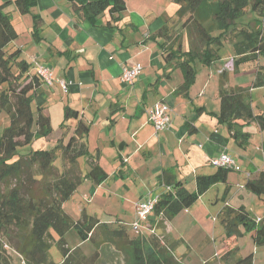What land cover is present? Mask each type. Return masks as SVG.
<instances>
[{
    "label": "crops",
    "instance_id": "0c3cea01",
    "mask_svg": "<svg viewBox=\"0 0 264 264\" xmlns=\"http://www.w3.org/2000/svg\"><path fill=\"white\" fill-rule=\"evenodd\" d=\"M135 1L126 0L127 8L120 14L105 11L96 23L80 19L69 0H38L31 12L19 16L22 31L27 30L29 41H20L18 37L10 45L21 47L23 57L31 62L37 59L52 66L56 77L66 79L69 84L67 94L59 82L51 88L44 86L47 88L46 112L53 120L56 108L62 118L67 105L79 110V118L62 119L56 136L53 127L52 133L45 137L43 148L53 147L60 138L67 143L76 134L79 121L89 125L85 139L91 154L79 159L84 178L72 196V212L67 206L72 198L65 202V209L77 219L84 210L99 218L106 214L107 207L118 205L125 213L115 211L113 214L127 216L119 222L128 224L134 219L136 201L150 192L156 194L164 190L162 175L165 169L170 170L169 179L181 181L188 189L195 190L198 174L217 170L210 164V158L228 150L236 158L239 169L230 170L227 181L219 182L225 184L220 197L224 205L214 217L219 219L220 211L228 204L245 206L256 219L264 220V198L242 186L264 170V128L255 120L239 119L238 130L251 133L248 143L240 145L227 125L219 122L217 115L221 110L220 73L224 68L230 71L229 85L248 88L255 113L264 112V87L252 86L256 68L253 63H245L234 72L228 65L233 57L221 50V59L227 56L228 62L205 65L198 72L188 96L176 93L183 82V72L166 64L159 34L164 27L179 32L178 4L174 0H138L141 1L139 6L133 4ZM164 1L167 7L162 12L152 6H159ZM35 14L42 17L38 35L34 34ZM15 27L19 35L22 34L18 26ZM183 33L185 35V30ZM263 58L261 63H264ZM132 62L141 63L143 69L134 85L128 86L121 79L122 69L125 63ZM162 99L172 108V123L169 129L159 133L151 123L147 109ZM44 100L41 96L36 102ZM59 157L63 159L61 153ZM92 159L109 174L98 185L85 177ZM212 187L189 208L166 221L162 228H157L166 242L174 245L175 252L188 238L184 236L181 241L177 236L180 241L176 240L172 224L180 215L183 217L182 213L197 206ZM86 197H90L91 207L86 205ZM95 201L102 207H95ZM193 214V223H198L199 219L208 220L210 215L204 205L197 207ZM150 219L151 223L157 217L152 214ZM99 220L100 223H113L111 219ZM255 244L254 241L250 246L253 251L240 248V254L245 256L257 251L262 258L264 246L255 247ZM223 246L224 237L221 245L215 248V254L220 253ZM205 263L211 264L207 259H204Z\"/></svg>",
    "mask_w": 264,
    "mask_h": 264
},
{
    "label": "trees",
    "instance_id": "16d2710c",
    "mask_svg": "<svg viewBox=\"0 0 264 264\" xmlns=\"http://www.w3.org/2000/svg\"><path fill=\"white\" fill-rule=\"evenodd\" d=\"M69 1L80 19L92 23H96L107 10L120 14L127 8L126 0ZM174 1L178 4L177 15L181 20L179 32L164 27L159 36L162 37L166 64L170 63L183 72V82L176 93L188 96L196 82L199 70L196 64H213L222 58L223 48L233 55L234 72L252 61L256 68L252 86L264 87V63L260 62L264 57V0ZM13 2L24 14L31 12L38 0L0 2V112L10 117L9 125L0 135V264H12L11 248L22 256L24 264H101V248L105 249L110 242L118 244L125 252L126 264H187L176 255L174 245L160 236L157 228L189 208L213 185L226 182L230 170L239 168L215 165L212 158L216 156H213L210 164L217 170L198 174L195 190L188 189L181 181L169 179L170 170L165 169L162 175L165 187L156 193L159 200L150 215L154 214L157 219L150 223L149 217L147 226L140 231L134 228L135 216L128 223L134 232L129 231L123 222L118 226L100 223L96 215L86 210L79 219L75 218L64 204L72 198L84 178L79 159L91 154L85 139L89 125L79 121L76 134L67 143L60 138L51 148L20 152L21 146L52 133V119L46 112V87L51 88L59 81L46 86L44 78L35 69L37 59L29 61L23 57L21 47L10 45L19 37L11 13L5 11V7ZM34 19V34L38 35L42 17L35 14ZM244 19L249 20L243 23ZM184 36L189 42L188 47ZM229 73L227 68L220 73L221 110L217 115L219 122L225 123L239 144L244 145L251 133L239 131L238 120H255L264 128V112L255 113L248 88L229 85ZM134 83L127 85L133 86ZM59 84L67 94L69 86L65 90L62 83ZM41 96L45 100L37 103L36 99ZM72 118H79V110L67 105L64 121ZM188 125L192 127L190 123ZM223 152L229 153L228 150ZM60 153L64 167L55 163ZM108 175L100 163L92 159L85 177L98 185ZM242 186L264 198V170ZM219 215L225 230L224 246L218 253L221 264H254L253 253L240 254V236L250 232L257 246L264 245V220L256 219L245 206L228 204ZM98 226L103 234L100 245L95 234ZM71 228L77 229L81 240L95 241L97 248L86 254L80 246L70 247L65 237ZM53 240H58L64 254L60 263H55L51 257Z\"/></svg>",
    "mask_w": 264,
    "mask_h": 264
},
{
    "label": "rangeland",
    "instance_id": "374dc122",
    "mask_svg": "<svg viewBox=\"0 0 264 264\" xmlns=\"http://www.w3.org/2000/svg\"><path fill=\"white\" fill-rule=\"evenodd\" d=\"M6 0H0V2H4ZM169 1V0H167ZM169 3V2H167ZM13 4V5H12ZM133 4H137V5H141V1H135L133 2ZM165 4V5H164ZM176 4V3H175ZM177 5V4H176ZM154 6V8L160 12H162L164 10L165 7H167L166 2H162L159 6L157 4L152 5ZM158 6V7H157ZM5 11H9L12 15V19L13 22L15 24V26H18L17 28L19 29V31L22 32V34L19 35V39L20 41H29L28 35H26L28 32L27 30H25V32L22 31L23 26H21V20L19 19V16H21V12L19 11V9L17 8V6L15 5V3H10L9 5H7L5 7ZM168 12H171L172 14L174 12H172L171 10H166ZM252 17V16H251ZM249 19H244L243 23H247ZM177 32V31H175ZM184 42L186 44V46H189V42L188 40H186V37H184ZM28 44V43H27ZM226 48H223V54H226L228 56L233 57V55H231V51H229L228 49L224 50ZM227 56H223V58H225L224 60L221 59V61L219 62L218 60H216V65H222L224 63V61L226 59H228ZM264 59V58H263ZM249 65L252 64L253 62H247ZM227 65V64H226ZM229 67H233V61L230 62V64L228 63ZM197 68L199 69L198 72H201V70L204 68V65H202L201 63H197L196 64ZM247 77V76H246ZM177 83V81H175ZM35 105V103L33 104ZM36 107V106H34ZM63 115H61V113L57 110V108L55 110H53V120H52V126L54 127V136H56L59 131H60V127L59 124L62 121ZM10 123V117L8 116L7 113L5 112H0V135L3 133L4 129L9 125ZM44 141H46L45 137H41L38 138L36 140H34L31 144L29 145H25V146H21L20 147V152L22 153H27L28 151L32 150V149H37V148H43L44 146ZM47 148H50L49 146ZM58 166L63 167L64 163H63V159L61 157H59L56 162H55ZM225 188V184L223 183H218L216 185H214L210 191L204 196L202 197V200L200 202L197 203V206L193 207V209H191L189 212L187 213H182L183 217H181V215L176 219V221L174 222L173 227L176 231V240L177 238L180 239L181 241H183V237L186 236L188 239L186 240V242L181 243L179 245V248L176 250L177 252H175L178 256L181 255V258L184 259V261L186 263L189 264H204V259L209 260V262L211 264H219V258H218V254L216 252L215 254V248L217 246L221 245V240L224 237V225L221 221V219H217V217L215 218L214 216H218V212L221 209V207L224 205V200L221 197V194L223 193ZM219 197V201L218 203L216 202V200ZM89 197H86L85 199V203L87 206L91 207L93 205V203L88 202ZM73 198L68 202V209L70 212H72L73 209ZM113 205V204H112ZM204 205L206 207V211L208 213H210L208 217V220L205 221H201L199 219L198 223H193L192 222V215H194V211L196 210L197 207H200ZM94 206L99 208L102 207L101 204L98 203V201L94 202ZM97 208H94L95 210H97ZM106 214L104 216H99L100 219L102 220H107V219H111L113 221L109 222L110 224H113V226H118V224L120 223V219H127V216H125V218H123L122 213H120L118 216H115L113 213L116 212H123L125 213L124 209L122 206H109L105 209ZM125 215V214H124ZM135 215H136V211H135ZM118 219H117V218ZM200 218V217H199ZM107 222V221H106ZM108 223V222H107ZM124 223V222H123ZM128 229L131 232H134L131 228L130 225H128ZM162 228V227H160ZM96 234V241L97 243L100 245L101 241L103 239V234L101 231V227H97V230L95 231ZM183 235V236H182ZM162 237V235H160ZM66 240L68 242V245L70 247H77V245L80 246V248L86 253V254H91L96 248H97V244L95 243V241L88 239V240H81V237L77 231L76 228H71L66 235ZM179 239V241H180ZM240 248L241 250H248L251 246V244L254 242V239H252L251 233L250 232H245L243 235L240 236ZM166 241V240H165ZM252 242V243H251ZM111 244L108 247L101 248V264H126V260H125V255H124V251H122L118 244H115L113 242H110ZM264 246V245H262ZM255 247H257V245L255 244ZM253 251V247L250 248ZM175 250V249H174ZM186 255H184L185 253H187ZM10 253L12 254V264H24L23 262V258L22 256L15 250H13L12 248L10 249ZM50 253H51V257L53 259V261L55 263H60L62 262L63 258H64V254L62 249L59 246L58 240H53L52 242V246L50 249ZM251 253V252H250ZM257 251H255L254 255H255V264H264V256L262 258H260L261 253L256 254ZM184 255V256H183ZM180 257V256H179Z\"/></svg>",
    "mask_w": 264,
    "mask_h": 264
},
{
    "label": "built area",
    "instance_id": "2783aa9c",
    "mask_svg": "<svg viewBox=\"0 0 264 264\" xmlns=\"http://www.w3.org/2000/svg\"><path fill=\"white\" fill-rule=\"evenodd\" d=\"M35 69L45 80L46 86L52 85L55 81L62 83L65 90L68 89V82L66 79H56L54 68L44 62L38 60L35 61ZM142 64L137 62L125 63L122 69V80L125 84H133L135 79L142 72ZM172 108L165 100H159L148 108L149 119L154 125L157 132L167 130L171 126L172 122ZM212 162L219 166H230L239 168L234 156L228 152L213 157ZM159 200V195L148 193L147 196L141 198L136 202V215L134 219V228L137 231L147 226V221L155 208L156 203ZM218 254V253H217Z\"/></svg>",
    "mask_w": 264,
    "mask_h": 264
}]
</instances>
